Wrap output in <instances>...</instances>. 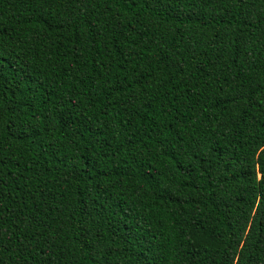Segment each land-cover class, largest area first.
I'll return each instance as SVG.
<instances>
[{"label":"trees","instance_id":"16d2710c","mask_svg":"<svg viewBox=\"0 0 264 264\" xmlns=\"http://www.w3.org/2000/svg\"><path fill=\"white\" fill-rule=\"evenodd\" d=\"M0 264H264V0H0Z\"/></svg>","mask_w":264,"mask_h":264}]
</instances>
